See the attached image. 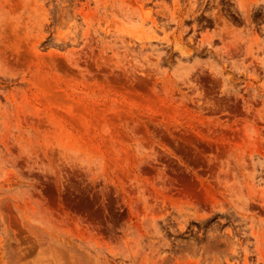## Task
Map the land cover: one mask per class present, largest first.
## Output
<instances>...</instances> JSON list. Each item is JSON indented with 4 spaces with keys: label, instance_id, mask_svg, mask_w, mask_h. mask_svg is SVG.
<instances>
[{
    "label": "rangeland",
    "instance_id": "obj_1",
    "mask_svg": "<svg viewBox=\"0 0 264 264\" xmlns=\"http://www.w3.org/2000/svg\"><path fill=\"white\" fill-rule=\"evenodd\" d=\"M0 264H264V0H0Z\"/></svg>",
    "mask_w": 264,
    "mask_h": 264
}]
</instances>
